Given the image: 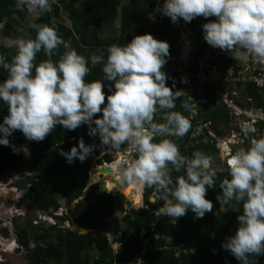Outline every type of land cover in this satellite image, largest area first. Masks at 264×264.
<instances>
[{"label":"clouds","instance_id":"1","mask_svg":"<svg viewBox=\"0 0 264 264\" xmlns=\"http://www.w3.org/2000/svg\"><path fill=\"white\" fill-rule=\"evenodd\" d=\"M160 1L157 0L144 18L146 25H158L169 20L181 26V49L185 43L189 44L193 48L191 55L195 50L194 42L184 36V32L191 31L188 23L196 17L195 21L215 17L201 25L204 41L227 52L240 48L253 60H264V0H163L158 4ZM55 3L56 0H15V7L38 17L51 12ZM156 6L155 11L164 18L161 22L151 23L148 15ZM31 27L35 29V37L17 38L15 54L10 59L0 54V69L6 73L0 80V103L7 106L8 113L0 121V145L10 147L14 153L22 152L27 157L30 149L26 145L17 148L10 143L9 136L14 131L19 130L29 141L39 142L57 125L69 131L82 124L87 125L88 135L98 136L100 147H106L112 153L126 148L121 154L126 161L117 164L116 174L122 183L142 187L143 194V200L137 207L133 198H125L132 202V207L125 205L126 210L132 209L129 213L139 209L149 211L150 204L158 203L154 210L155 218V212L163 204L156 194L165 201L160 211L167 216L155 218V227L157 221L167 217L176 221L189 210L194 213V218H202L206 212H211L213 203L206 199V192L214 189L219 172L228 177L219 184L218 206L226 211L232 202L241 204L240 214L236 217L238 227L233 235L222 241L221 247L239 264H252L250 256L264 255V127L261 124L264 122V110L256 105L255 98L260 96L264 100V91L255 82L247 84L254 89V96L238 87L239 84L232 87L239 92L234 106L224 103L219 95L212 104H200L198 98L184 92L182 83L186 78L181 79L179 74L176 77L182 89L176 88L175 83L171 87L166 84L168 77L162 68L167 62L169 44L150 33L135 35L126 44L109 45L106 56L104 52H93L85 57L71 46L70 40L60 36L54 26L33 23ZM197 33L198 29L191 31L194 38ZM61 47L63 52L54 60L53 56ZM41 51L47 58L35 63ZM169 60L181 63L178 67L173 65L178 73L179 67L186 70L189 64L182 61V52L180 58ZM97 64L102 65L103 79L86 80L90 65L95 67ZM192 75L191 78L194 77ZM105 80L111 82L112 89L107 96L103 90ZM177 98H181L180 107L192 113L188 118L175 110ZM200 107L204 116L194 124L189 144L200 145L209 137L218 152L207 156L196 150L190 156L182 155L175 140L185 136ZM97 113L101 115L96 116ZM158 114L159 119L154 120ZM253 119L256 121L252 122ZM244 133L247 136L258 134L259 137L253 138L247 148L236 150ZM156 137L162 138L157 141ZM96 147L95 144H86L81 138L70 150L59 151L68 163L74 159L83 162ZM110 150L102 151L101 158L109 155ZM210 159L213 160L212 165ZM112 163L108 166L111 167ZM169 165L171 170L183 174L173 179ZM102 167L98 169V178ZM14 178L11 175L6 183L0 184V189L14 182ZM97 183L102 182L99 180ZM104 187L116 195L106 185ZM145 187L154 189L150 196L155 199L153 203L145 200ZM55 215L61 217L64 213ZM14 216L18 215L14 214L11 219ZM53 218L56 219L48 214V220L56 225ZM114 242H117L114 238L108 241L109 246L118 251L121 247ZM16 244L22 247L17 241ZM23 254L26 257L24 248ZM0 259V264H4V259Z\"/></svg>","mask_w":264,"mask_h":264},{"label":"trees","instance_id":"2","mask_svg":"<svg viewBox=\"0 0 264 264\" xmlns=\"http://www.w3.org/2000/svg\"><path fill=\"white\" fill-rule=\"evenodd\" d=\"M157 0H63V11L66 13L71 27L57 21L62 13L59 5L53 4L52 11L41 14L33 23L54 26L57 32L65 40L71 41V46L78 53L88 57L91 53L104 52L111 44H126L135 35L150 33L156 39L167 41L169 44V55L166 57V64L162 71L166 73L168 79L166 84L182 89V85L176 79L178 72L173 68L174 64L178 67L181 63L169 59L180 58L181 55V26L172 24L165 20L161 24L146 25L145 16L155 6ZM26 11H18L15 7V0H0V24L5 23L11 29L14 18L18 22H23L27 16ZM194 18L188 23V29L198 33L194 40L195 50L191 55L190 62L186 70L191 74L196 72V61L202 55L206 41L202 38L201 25L207 21L204 18L195 21ZM119 20V32L116 36L106 37L104 34L111 30V24ZM28 27V37L34 38L35 29ZM5 34L16 38L5 30ZM63 48L59 49L53 59H57ZM0 54H5L8 59L15 54V47L0 45ZM43 51L37 54L35 63L46 59ZM173 66V67H172ZM90 72L85 77L86 80L103 79L102 65L97 64L91 67ZM6 73L0 69V80L5 78ZM191 83L196 84V78H191ZM104 92L106 96L111 94V82L104 81ZM175 90V89H174ZM215 89L207 92V100L210 104L215 102L217 96L214 95ZM206 94V93H205ZM257 106L264 110V100L260 96L255 97ZM176 109L181 111L188 118L192 113L180 107L181 98H177ZM182 99H186L182 98ZM106 102V101H105ZM201 106V105H200ZM204 110L198 108V114L191 122V127L182 139H176L179 151L182 155L190 156L193 151H203L207 156L217 153L215 144L200 143L192 146L189 144V136L194 124L200 121ZM7 113V106L0 103V114ZM97 113L96 116H100ZM159 119V114L154 120ZM2 121V119H0ZM261 124L264 127V122ZM83 138L86 144H95L97 147L83 162L74 159L68 163L66 158L60 154V149L70 150L77 145L79 139ZM162 137H156L158 141ZM169 139H175L168 137ZM11 144L17 148L22 145L31 146L30 158L25 159L22 152L14 153L10 147L0 145V184L6 183L13 174L19 172H37L40 164H43L40 179L33 186L28 188L24 197L33 206L45 210L50 216H54L59 222L50 228H43L35 225L31 220L17 222L14 219L15 238L17 243L26 251V258L31 264H137L135 258L142 250V243L139 239L141 228H150L153 225L154 210L158 203L151 205L150 210L139 209L127 213L123 218L116 222V227L111 228V223L116 216L117 197L107 192L102 183L92 185L87 194L82 197L87 187L89 168L102 151L110 149L102 148L99 144L98 136H89L87 125H81L75 130H66L57 125L42 141H29L19 130L9 136ZM55 146L44 158L45 152ZM124 146H122L123 148ZM107 163L112 162L109 155L104 156ZM170 168V175L173 179L177 173ZM217 172L214 189H208L206 199L213 203V210L206 212L202 218H194V213L189 210L186 214L175 221V218L167 217L157 221L154 234L150 238V248L148 249V264H239V262L226 250L221 247L225 237L233 235L230 232L238 227L236 217L240 214L241 204L232 202L229 211L220 208L216 197L221 190L219 184L224 178ZM154 189L145 187L144 196L148 201ZM65 200L67 213L61 217L56 216L61 207V201ZM77 224L81 228L93 230L96 236H86L76 234L69 230H64L61 225L65 222ZM112 229L111 238L121 244L118 251H114L104 236L106 229ZM149 233V232H148ZM148 236V234H147ZM171 239L172 248L166 247V238ZM219 237V240L216 239ZM34 244V246L32 245ZM179 247V249L177 248ZM214 249V251H213ZM252 264H264V255L250 256ZM2 261V260H0Z\"/></svg>","mask_w":264,"mask_h":264},{"label":"built area","instance_id":"3","mask_svg":"<svg viewBox=\"0 0 264 264\" xmlns=\"http://www.w3.org/2000/svg\"><path fill=\"white\" fill-rule=\"evenodd\" d=\"M156 8L157 6L148 15L151 23L161 22L164 18L161 13L155 11ZM150 17H154V19ZM208 19L214 20L215 17H208ZM174 69L176 70L175 67ZM196 69L193 75L187 72L184 67H179L177 70L179 71L181 79L186 78V82L182 83L184 85V92L195 99L198 98L200 104L208 103L207 98L204 96L209 94L207 92L208 89L209 91L215 89L214 95L217 98H219V95L220 99L230 106L235 105L239 95L236 89L233 90V86L239 84L238 87L244 89L247 87V84L255 82L256 86L264 91V60L255 61L248 53L240 48H235L231 52H227L219 48H213L206 42L202 55L196 61ZM191 75L197 80L195 85L191 83ZM254 121L256 119L252 120V122ZM156 196L163 203L160 207L161 209L165 201L161 198L160 194H156ZM160 209L155 212L156 219L167 216ZM66 212L67 208L63 206L57 214L62 215ZM154 230L155 223L150 228H141L139 231V239L143 248L135 258L137 264H148L146 263V258L148 257V249L150 248V235L154 233ZM107 240L109 242L112 240L110 235H107ZM114 244L117 246V242H114ZM166 247L169 250L172 248L170 238L166 240ZM177 248L179 249V247Z\"/></svg>","mask_w":264,"mask_h":264},{"label":"water","instance_id":"4","mask_svg":"<svg viewBox=\"0 0 264 264\" xmlns=\"http://www.w3.org/2000/svg\"><path fill=\"white\" fill-rule=\"evenodd\" d=\"M193 48L189 44L185 43L182 50V61L185 64H188L191 59V52ZM193 100V99H192ZM8 113L0 114V119L3 120L4 116H6ZM55 146H52L48 151L45 152L44 158L47 157V154L54 149ZM97 160H95L92 164L94 166L96 164ZM43 164H40L39 169L37 172H31V173H18L17 176L14 178V182H9L5 186L10 190V193L6 192H0V257L4 259V264H31L30 261L25 257L23 254V248L17 246V248H11L9 249H3L2 242H9V245H12L13 242H16L15 240V233H14V225L11 223V225L7 224L12 219L13 215L7 216V221L5 220V216L1 214L2 210L7 208L6 210H11L15 208L16 210L25 209V211L28 213L29 216L32 217V220L38 222L40 226L43 228H50L52 227V222L48 220V214L45 210H41L32 204L29 203V201L24 197V193L33 186L36 182L40 179V174L42 172ZM112 169L110 166H103L100 170L101 174L99 175V178H103V174H110ZM229 175V174H228ZM117 183H120L119 181ZM116 194H119L122 196L119 192H116ZM85 195V194H84ZM83 197L78 199L76 202L81 200ZM125 205L127 207H132V202L130 200L125 201ZM126 214L121 215V218H123ZM118 219H114L112 221V227L116 226V222ZM77 226V230L71 229V224H63L61 225V228L66 230L68 229L70 232L76 233V234H84L87 236H96V234H93L91 230H87L84 228H81L79 225L74 224ZM3 240V241H2ZM17 245V244H16Z\"/></svg>","mask_w":264,"mask_h":264},{"label":"rangeland","instance_id":"5","mask_svg":"<svg viewBox=\"0 0 264 264\" xmlns=\"http://www.w3.org/2000/svg\"><path fill=\"white\" fill-rule=\"evenodd\" d=\"M62 1L63 0H56V3H55V4L59 5L60 8L62 9V13L57 18V21L63 23L64 25H66L68 27H71V22L69 21L66 13L63 11ZM161 2L162 1H160L159 3H161ZM38 17H34L31 14H27V16H26V18H25V20L23 22H18V19L17 18H14L13 21L11 22V24H12L11 29L9 27H7L5 23L0 24V45H4L6 47H11V46H14L15 47V43L14 42H15V40L17 38L23 37L24 39H27L28 27ZM119 26H120L119 20L115 21L113 24H111V30L110 31H107L104 35H107L106 37H108V38L109 37H112V36H116L118 34V32H119ZM5 30L8 31L11 35L16 36V38L11 37V36H8L7 34H5ZM184 36H187V38L190 41L192 40L194 42V39L195 38H194V35H191V31L190 32H184ZM27 147L31 150V146L27 145ZM123 151H126V148ZM123 151L122 152H114V153H112L111 150L108 151L109 156L112 158V162L116 160V157H118V156L121 157V154L124 153ZM115 155H116V157H115ZM24 157L26 159L30 158V156H27L26 157L25 155H24ZM96 159H98L97 163L93 166L92 170L90 168V178H89V182L88 183L89 184H94L95 182L97 183L100 180L102 182V184L105 185V183L103 181L104 178L99 179L97 174H98L99 166L102 167V166H104V164H107L108 165V163L104 160V157H103V159H101V155H98ZM123 159H124V161H126L125 160L126 158L123 157ZM212 162H213V160L210 159V164L211 165H212ZM28 173H30V172H28ZM0 190H1L0 192L10 193L9 189H7L6 187L3 188V189H0ZM114 194H116V192H114ZM115 196L117 197V200H116V208H117V210H116V216H117V218L119 220V218H120V216H121V214L123 212L129 213L130 211H132V209L131 210H128V209L126 210L125 203H123L124 200H126V199H125V197L123 195L120 196L119 194L118 195L116 194ZM129 198L132 199L133 197L130 196ZM150 201H153L152 198L150 199ZM134 203L136 204L135 207H137L138 206L137 202L135 201ZM62 205L65 206V207H67L66 206V203H65V200L61 201V206ZM6 209L7 208L3 209L2 212H1V214L5 216V220L7 219V216L8 215H14V214H16L18 216H14L13 219L14 218H18L17 222L19 224H22V222H23L22 218L23 217H26V215H27L25 209H22V210L21 209L16 210L15 208H13L11 210H6ZM19 214H21V215H19ZM12 220L9 223L7 222V224L11 225V222L13 223ZM54 221L57 222V223L59 222L58 219H54ZM67 222H65V224H67ZM112 228H114V227H112ZM236 229H237L236 227H235V229H233V225H231L230 232L231 233L232 232H235ZM14 231H15V226H14ZM111 233H112L111 228H108V229L105 230L104 236H105L106 240H107V235H110L111 236ZM216 239L219 240V237H216ZM32 245H34V244H32ZM118 246L120 247L121 244H118Z\"/></svg>","mask_w":264,"mask_h":264},{"label":"bare ground","instance_id":"6","mask_svg":"<svg viewBox=\"0 0 264 264\" xmlns=\"http://www.w3.org/2000/svg\"><path fill=\"white\" fill-rule=\"evenodd\" d=\"M116 157V155H115ZM120 162H124L123 156L121 155L116 157V160L113 161L112 165H111V173L110 174H103L104 175V183L107 186V188L111 191V192H119L121 195H123L125 198L129 199L130 196H132L134 199V202L136 201L137 204L141 203V190L142 187L137 186L136 184L133 183H122L117 174H116V166L118 163ZM100 167V166H99ZM18 174H13V176H17ZM120 183H117V182ZM5 188V186H3L1 189ZM1 191V190H0ZM33 223H35L33 221ZM72 230H77V226L72 224L71 225ZM3 241V240H2ZM2 246L3 249H9L11 250V248H17L16 242H13L12 245H9V242L5 241L2 242ZM121 247V246H120ZM1 250V249H0ZM1 260V259H0Z\"/></svg>","mask_w":264,"mask_h":264},{"label":"crops","instance_id":"7","mask_svg":"<svg viewBox=\"0 0 264 264\" xmlns=\"http://www.w3.org/2000/svg\"><path fill=\"white\" fill-rule=\"evenodd\" d=\"M105 36H107V35H105ZM244 90L246 91V93H248L249 94V92L251 93V94H253V96L255 95V92H254V89L251 87V86H247L246 88H244ZM259 137V135L258 134H250V135H246L245 133L244 134H242V136H241V139H240V144H239V146L236 148V150H238L239 148H247L248 146H249V144H250V142H251V140L253 139V138H258ZM207 142H210L211 144H214V142H213V140L212 139H210L209 137H207V138H205V140L202 142V143H207ZM215 148L217 149V146L215 145ZM124 153H125V151H123ZM203 152V151H202ZM204 153V152H203ZM127 154V153H126ZM205 154V153H204ZM213 154H215V153H212L211 155H213ZM208 156H210V155H208ZM93 185V184H89V183H87V187H86V189H85V191H84V193H85V195L87 194V192H88V190H89V188L91 187V186ZM134 199V198H133ZM151 199V198H150ZM150 199H148V202H149V204L150 203H153L154 201H155V199L154 198H152V200L153 201H150ZM143 200V194L141 193V201ZM146 202V201H145ZM147 203V202H146ZM150 205H153V204H150ZM225 210V209H224ZM227 211H229V210H227Z\"/></svg>","mask_w":264,"mask_h":264},{"label":"flooded vegetation","instance_id":"8","mask_svg":"<svg viewBox=\"0 0 264 264\" xmlns=\"http://www.w3.org/2000/svg\"><path fill=\"white\" fill-rule=\"evenodd\" d=\"M145 18H147V16H145ZM182 49H183V47H182ZM182 49H181V52H182ZM180 60V59H179ZM101 159H103V158H101ZM100 162V161H99ZM108 165H109V163H108ZM107 164H104V166H108ZM15 177V176H14ZM25 194V193H24ZM23 194V195H24ZM27 199V198H26ZM28 200V199H27ZM30 203V202H29ZM22 220H23V222H25V221H28V220H31L32 221V217L31 216H29L28 214L26 215V217H23L22 218ZM13 221V224H14V219L12 220ZM5 243V242H4Z\"/></svg>","mask_w":264,"mask_h":264}]
</instances>
